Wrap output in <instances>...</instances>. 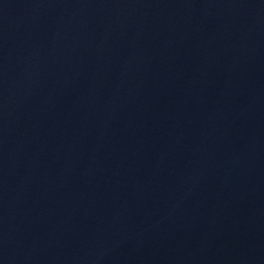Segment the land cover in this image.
<instances>
[{"label":"water","instance_id":"1","mask_svg":"<svg viewBox=\"0 0 264 264\" xmlns=\"http://www.w3.org/2000/svg\"><path fill=\"white\" fill-rule=\"evenodd\" d=\"M0 264H264V0H0Z\"/></svg>","mask_w":264,"mask_h":264}]
</instances>
